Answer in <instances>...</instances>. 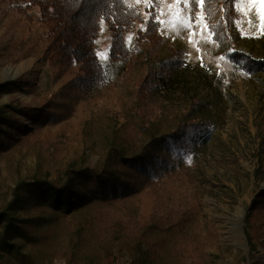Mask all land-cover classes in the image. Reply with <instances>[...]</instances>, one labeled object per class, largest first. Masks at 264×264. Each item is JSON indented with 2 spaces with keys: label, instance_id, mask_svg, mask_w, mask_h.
<instances>
[{
  "label": "rangeland",
  "instance_id": "rangeland-1",
  "mask_svg": "<svg viewBox=\"0 0 264 264\" xmlns=\"http://www.w3.org/2000/svg\"><path fill=\"white\" fill-rule=\"evenodd\" d=\"M125 1L143 15L125 35L131 59L126 66L110 60V34L102 22L95 50L106 79L92 89L79 84L75 68L64 72L50 59L49 32L37 13H29V20L0 4V86L12 84L0 88V108L30 107L40 113L37 121L14 115L24 131L14 130L19 140L0 152V212L8 211L20 182L39 178L63 184L71 168L97 173L113 164L116 152L132 156L152 136L175 129L174 113L149 91L139 95L137 85L152 67L159 74L175 52L188 72L202 76L201 94L215 121L199 162L193 165V154L182 152L175 163L170 159L171 172L143 184L138 178L139 192L116 200L95 198L70 213L49 202L10 211L30 220L36 241L14 235L4 264H264V202L254 206L264 191V70L246 74L233 59L244 52L256 65L264 64L257 42L264 40L259 5L234 0L228 11L216 7L214 24L223 20L227 34L216 42L202 3ZM152 9L164 38L153 59L148 46L137 42ZM231 9L237 12L234 27L226 19ZM42 115L49 117L46 124L39 123ZM187 207L192 211L180 223ZM169 208L181 214L157 223ZM3 229L4 223L0 237Z\"/></svg>",
  "mask_w": 264,
  "mask_h": 264
},
{
  "label": "trees",
  "instance_id": "trees-1",
  "mask_svg": "<svg viewBox=\"0 0 264 264\" xmlns=\"http://www.w3.org/2000/svg\"><path fill=\"white\" fill-rule=\"evenodd\" d=\"M233 1L202 2L208 30L216 42L226 39L227 34L223 20L214 24L213 11L216 7H224L228 11ZM0 4L12 6L20 16L29 20H31L29 13L33 12V15L34 12L37 13L36 19L45 25L49 32L47 49L50 59L63 65L66 69L64 72L75 68L74 73L80 79L79 84H83L86 89L96 88L106 79L103 64L95 50L102 22L110 34V60L124 62L125 66L132 54L126 45L125 35L137 23L143 22L142 13L135 7H130L125 0H0ZM151 13L145 30L138 31L137 42L138 45L148 46V55L153 59L158 56L164 38L160 32V22H156V10L152 9ZM236 15L234 9L226 15L232 26ZM257 42L261 44L264 52V40L259 39ZM173 56L175 58L170 62L162 64L159 74L153 67L146 71L144 79L137 85L139 95L145 90L149 91L151 96L162 103L163 109L167 108L170 113H174L170 123L176 124L177 127L160 136H152L146 146L132 156L119 155L116 152L113 164L105 166L97 173L92 174L89 169L71 168L63 184L39 178L30 182H20L14 189L8 211L0 212V225L4 223L3 234L0 237V264L5 263V254L12 248L9 241L14 235L22 236L28 243L36 241L30 228L32 227L30 220L19 218L10 211L24 209L26 203L38 206L49 202L70 213L71 209L95 198L103 201L116 200L127 197L130 191L139 192L141 186L134 187L138 178L143 184L149 179H157L171 172L175 166L170 167V159L175 163L182 152L193 154V165L199 162V153L203 151L210 127L215 121L210 117V106L201 94L202 76L188 72V66L183 60L176 58L178 56L176 52ZM233 59L236 62L240 61L246 74L252 75L264 70V64L256 65L255 60L247 53L237 52ZM9 85L12 84L0 88ZM8 108L11 114L7 113ZM15 113L26 115L33 121H37L40 114L30 107L0 108V152L10 150L13 143L19 140L14 137V130L24 131L23 126H17ZM45 113L47 111H44ZM48 120V116L42 115L39 123L46 124ZM255 171L260 178L263 172L261 167ZM182 187L186 189L185 184ZM261 193L254 206L264 202V191ZM191 211L187 207L181 214L179 210L169 208L164 214L161 212L156 222L160 223L166 216H174L177 219L181 214V223Z\"/></svg>",
  "mask_w": 264,
  "mask_h": 264
},
{
  "label": "snow or ice",
  "instance_id": "snow-or-ice-1",
  "mask_svg": "<svg viewBox=\"0 0 264 264\" xmlns=\"http://www.w3.org/2000/svg\"><path fill=\"white\" fill-rule=\"evenodd\" d=\"M195 2L202 3V0H195ZM255 2L259 5L256 8V15L259 18V28H260L261 32L264 33V0H255ZM185 3H186V0H185ZM237 7L239 9V4L237 5ZM189 14L191 15V10H189ZM197 20H198V15L192 16L193 26H196L195 22ZM156 22H160L158 17L156 18ZM250 23H251V21H250Z\"/></svg>",
  "mask_w": 264,
  "mask_h": 264
}]
</instances>
